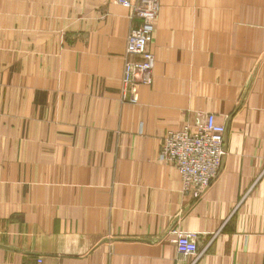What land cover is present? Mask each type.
Masks as SVG:
<instances>
[{"label": "crops", "instance_id": "0c3cea01", "mask_svg": "<svg viewBox=\"0 0 264 264\" xmlns=\"http://www.w3.org/2000/svg\"><path fill=\"white\" fill-rule=\"evenodd\" d=\"M138 25L116 0H0V264H264V0H160L130 103ZM210 113L226 154L193 198L159 149Z\"/></svg>", "mask_w": 264, "mask_h": 264}, {"label": "built area", "instance_id": "2783aa9c", "mask_svg": "<svg viewBox=\"0 0 264 264\" xmlns=\"http://www.w3.org/2000/svg\"><path fill=\"white\" fill-rule=\"evenodd\" d=\"M131 11V18L138 19L139 25L128 33L126 56L122 79L121 99L138 103L139 89L153 81L156 59L150 49L155 21L159 15L160 0H116ZM1 102V85H0ZM226 126L218 123L212 113L196 130L185 127L171 130L163 138L159 157L169 161L179 171L185 194L201 197L212 185L223 169L226 154ZM176 248L179 254L199 256L201 251L196 234L175 230Z\"/></svg>", "mask_w": 264, "mask_h": 264}, {"label": "bare ground", "instance_id": "6f19581e", "mask_svg": "<svg viewBox=\"0 0 264 264\" xmlns=\"http://www.w3.org/2000/svg\"><path fill=\"white\" fill-rule=\"evenodd\" d=\"M120 4V3H119ZM122 5V4H121ZM124 6V5H123ZM126 7V6H125ZM128 37V36H127ZM125 56H126V49H125ZM124 65H125V62H124ZM124 73V72H123ZM186 232H188V231H186Z\"/></svg>", "mask_w": 264, "mask_h": 264}]
</instances>
